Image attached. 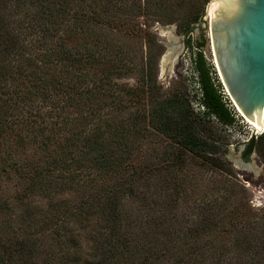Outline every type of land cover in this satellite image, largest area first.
I'll return each instance as SVG.
<instances>
[{"label":"trees","instance_id":"trees-1","mask_svg":"<svg viewBox=\"0 0 264 264\" xmlns=\"http://www.w3.org/2000/svg\"><path fill=\"white\" fill-rule=\"evenodd\" d=\"M171 1L0 0V264H264L237 181L189 194L195 162L231 175L204 116L235 119L201 50V113L160 83ZM244 149L264 163V131Z\"/></svg>","mask_w":264,"mask_h":264},{"label":"rangeland","instance_id":"rangeland-1","mask_svg":"<svg viewBox=\"0 0 264 264\" xmlns=\"http://www.w3.org/2000/svg\"><path fill=\"white\" fill-rule=\"evenodd\" d=\"M209 1L203 4L200 0H172L171 8L175 17L174 22L162 23L155 19L149 21L151 31L156 35L163 48L158 61V79L164 88L182 93L184 97L191 100L190 107L194 114L201 113L202 106L197 100L199 90L194 71L193 57L197 50L202 51L209 65L210 75L217 84L223 99L235 119L232 125L225 126L214 117L207 118L204 116L212 138L219 144L216 155L224 163V167L230 170L231 175H226L225 171L221 174L210 167H202L200 166L201 161L195 162L194 168L190 169L187 177V182L192 188L189 194L200 198L220 195L221 192L214 187L215 185H219L217 180L220 179H222V184L227 183L225 177L228 176L239 183V185H234L232 189L233 197L245 196L248 199L250 207L260 214L264 212V163L257 151H254L252 155L248 154V156L244 157V148H242L243 144L251 136L256 138L259 134L254 135L251 126L237 112L215 68L209 44V19L206 18L205 13V8ZM197 3H202V6L197 8L198 11L202 9L201 20L192 23L193 28L191 33H184L180 26L183 22V17L189 8L192 5H198ZM167 25L174 26L172 32L166 30L165 27ZM168 53L175 60L172 61V65L170 63L162 69L160 58L163 54L166 55ZM250 157H252V164L250 163ZM239 158L244 162H249L251 165H239L237 163ZM226 193L227 191L222 190V195Z\"/></svg>","mask_w":264,"mask_h":264},{"label":"water","instance_id":"water-1","mask_svg":"<svg viewBox=\"0 0 264 264\" xmlns=\"http://www.w3.org/2000/svg\"><path fill=\"white\" fill-rule=\"evenodd\" d=\"M213 13L208 34L215 68L242 117L261 125L253 134H261L264 131V0H218ZM165 28L172 32L174 26ZM250 161L252 164V157ZM237 163L251 165L241 158Z\"/></svg>","mask_w":264,"mask_h":264},{"label":"bare ground","instance_id":"bare-ground-1","mask_svg":"<svg viewBox=\"0 0 264 264\" xmlns=\"http://www.w3.org/2000/svg\"><path fill=\"white\" fill-rule=\"evenodd\" d=\"M218 0H210L208 3H207V6H206V18L208 19H213L214 17V13H213V7L215 6V4L217 3ZM165 54V53H164ZM162 55L163 57L161 58L162 61H161V66H162V69H164L163 67L164 66H167V64H170L172 63L173 59H172V56L171 54H166V55ZM214 61V60H213ZM215 64V62H214ZM216 66V65H215ZM233 103V102H232ZM233 105L235 106V104L233 103ZM236 108V107H235ZM237 112L241 115V111L238 109V107L236 108ZM242 116V115H241ZM250 126L251 128L253 129V131H257L259 128H260V124H258L257 122H255L254 120H248V119H244ZM264 130V129H263ZM260 133V132H259Z\"/></svg>","mask_w":264,"mask_h":264},{"label":"flooded vegetation","instance_id":"flooded-vegetation-1","mask_svg":"<svg viewBox=\"0 0 264 264\" xmlns=\"http://www.w3.org/2000/svg\"><path fill=\"white\" fill-rule=\"evenodd\" d=\"M243 155H244V157L248 156V154L245 153V149H243Z\"/></svg>","mask_w":264,"mask_h":264}]
</instances>
